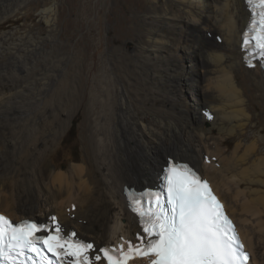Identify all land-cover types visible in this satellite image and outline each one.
<instances>
[{"label": "bare ground", "instance_id": "bare-ground-1", "mask_svg": "<svg viewBox=\"0 0 264 264\" xmlns=\"http://www.w3.org/2000/svg\"><path fill=\"white\" fill-rule=\"evenodd\" d=\"M25 1L0 0V212L14 221L55 215L66 232L76 231L96 247L131 240L137 220L123 190L152 187L172 157L204 172L239 231L249 264H258L252 238L264 262V75L242 62L240 38L249 20L243 0H146L136 12L131 53L121 38L107 40L105 49L101 42L98 64L89 67L87 56L83 88L67 83L70 106L79 89L83 96L85 156L65 169L46 168L45 162L75 111L65 112L52 94L50 101L42 97L36 32L5 31ZM129 1L134 2L119 0L120 19L113 18L118 32ZM40 13L55 27L54 6ZM207 109L214 115L209 122L201 113ZM63 114L67 118L58 130ZM227 139L232 148L224 152ZM207 161L212 172L205 170Z\"/></svg>", "mask_w": 264, "mask_h": 264}, {"label": "snow or ice", "instance_id": "snow-or-ice-1", "mask_svg": "<svg viewBox=\"0 0 264 264\" xmlns=\"http://www.w3.org/2000/svg\"><path fill=\"white\" fill-rule=\"evenodd\" d=\"M252 8L242 34V50L264 66V0H248ZM251 66V65H250ZM129 206L141 231L118 247L99 248L65 234L51 224L24 220L13 223L0 215V264H248L235 226L213 194L187 164L172 162L164 171L161 191L132 196ZM125 244L127 245L125 247ZM48 254H51V259Z\"/></svg>", "mask_w": 264, "mask_h": 264}, {"label": "rangeland", "instance_id": "rangeland-1", "mask_svg": "<svg viewBox=\"0 0 264 264\" xmlns=\"http://www.w3.org/2000/svg\"><path fill=\"white\" fill-rule=\"evenodd\" d=\"M129 3L130 1L128 2V10H126V13L121 14V20L123 21V25H121L123 30L122 32L116 31L113 22V18L120 14L119 0H27L24 3L26 5L24 6L23 4L22 10H20L14 17H11V19L16 18L17 21L14 22V24L11 23V26L9 25V27L6 26L5 31L9 29H19L20 31H22V29L24 30L25 28L26 30L36 32V60H38L36 61V66L38 67H36V74H44L42 75V78L45 80L42 81V85L40 86V89L42 90V97L45 96V99L49 101L50 99L60 101L63 105L62 108L66 110L65 112L68 111L67 113H72L73 111H75V115H73L72 121L68 124L69 128H66V131L63 133L60 139L58 138L54 140L52 144H50L51 154L45 162L46 168H52L53 165H55L56 167L60 166V168L65 169L71 163L78 162L85 156L81 135V125L84 119L85 106L81 103V99L83 100V96L81 91H79L81 88H83L82 71L86 64L87 56L89 58V67L93 68L98 64L99 60L96 55L101 42H104L102 43V45L105 49L107 40L121 38L120 45L125 46L128 53H131L133 51L135 36L137 33V26L139 25V20L136 17V12L142 6H147L148 3L146 2V0H134V2L131 3L132 5H129ZM51 6H54L56 8V15L54 16L55 27L47 24L40 13L43 8ZM118 18L120 19L119 16ZM216 41L220 43L218 40ZM41 61L44 62L42 63ZM51 62L55 66L51 65ZM182 62V64L185 65L184 60ZM48 66H50V69ZM75 74H77L76 76L79 77V79H77ZM59 79H61L62 81H64L65 79L66 80L63 84V82ZM71 81L75 82V86L80 89L78 90V94L76 95V101L70 106V102H67L68 95H66V88H68V85L72 83ZM43 82L46 84H44ZM50 83H53V85H50ZM55 87L59 90H55ZM49 94H52V98L50 97V99ZM66 105H68L67 107H69L70 109L67 108ZM66 118L67 115L65 116V114H63L59 118L60 123L57 128L58 130H61L63 128ZM212 134L217 135V131L214 129ZM230 140L231 139H227V141L222 142L221 146L224 152L232 148V142ZM212 164V167H216L218 169L217 165H215L214 163ZM207 165L208 166L205 167V170L208 169L210 172H212V170L209 169L211 168L210 164L207 163ZM218 175L220 174H217V176ZM218 178H220V176ZM222 194L227 200L226 202H228V204L231 206L230 208L234 210V215L237 218H241L242 216L240 214L238 204L233 200V198H230L229 192L225 188H222ZM73 208L74 207L71 208V211H73ZM32 218L36 219L35 217ZM240 224L242 229L250 231L248 232L250 233L249 236L253 237L250 225L243 222ZM252 246L254 248V253L256 256V262L258 264H264L262 260L263 251L258 249V242L254 238H252Z\"/></svg>", "mask_w": 264, "mask_h": 264}, {"label": "trees", "instance_id": "trees-1", "mask_svg": "<svg viewBox=\"0 0 264 264\" xmlns=\"http://www.w3.org/2000/svg\"><path fill=\"white\" fill-rule=\"evenodd\" d=\"M73 127V126H72Z\"/></svg>", "mask_w": 264, "mask_h": 264}]
</instances>
